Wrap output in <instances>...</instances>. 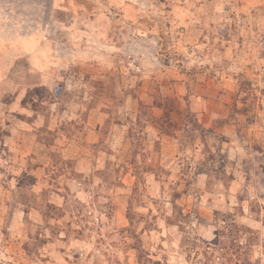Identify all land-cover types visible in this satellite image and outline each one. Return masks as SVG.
<instances>
[{
  "label": "rangeland",
  "instance_id": "374dc122",
  "mask_svg": "<svg viewBox=\"0 0 264 264\" xmlns=\"http://www.w3.org/2000/svg\"><path fill=\"white\" fill-rule=\"evenodd\" d=\"M0 264H264V0H0Z\"/></svg>",
  "mask_w": 264,
  "mask_h": 264
},
{
  "label": "trees",
  "instance_id": "16d2710c",
  "mask_svg": "<svg viewBox=\"0 0 264 264\" xmlns=\"http://www.w3.org/2000/svg\"><path fill=\"white\" fill-rule=\"evenodd\" d=\"M34 91H35L37 94H41V93H42L41 89H39V88H37V87H35V88L33 89L32 92H34Z\"/></svg>",
  "mask_w": 264,
  "mask_h": 264
},
{
  "label": "crops",
  "instance_id": "0c3cea01",
  "mask_svg": "<svg viewBox=\"0 0 264 264\" xmlns=\"http://www.w3.org/2000/svg\"><path fill=\"white\" fill-rule=\"evenodd\" d=\"M100 118V117H99ZM97 124V123H96Z\"/></svg>",
  "mask_w": 264,
  "mask_h": 264
}]
</instances>
